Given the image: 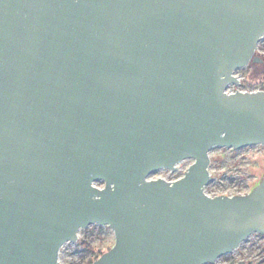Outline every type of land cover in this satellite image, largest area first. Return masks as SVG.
Returning a JSON list of instances; mask_svg holds the SVG:
<instances>
[{
    "label": "water",
    "instance_id": "95a60500",
    "mask_svg": "<svg viewBox=\"0 0 264 264\" xmlns=\"http://www.w3.org/2000/svg\"><path fill=\"white\" fill-rule=\"evenodd\" d=\"M263 38L264 0H0V264H61L96 224L116 240L90 264H209L264 236V176L205 192L211 148L264 144V90L226 91Z\"/></svg>",
    "mask_w": 264,
    "mask_h": 264
},
{
    "label": "rangeland",
    "instance_id": "374dc122",
    "mask_svg": "<svg viewBox=\"0 0 264 264\" xmlns=\"http://www.w3.org/2000/svg\"><path fill=\"white\" fill-rule=\"evenodd\" d=\"M257 53L263 62L251 63L234 72L239 82L231 84L233 90L264 89V38L259 42ZM209 173L213 180L205 187L211 194L219 192L243 191L251 192L264 176V144L251 145L235 149L233 147L216 146L209 150ZM195 160L186 158L176 164L177 168H161L150 174L148 179L164 178L173 181L182 178ZM104 187L103 182L96 183ZM77 241L66 242L60 249L61 264H88L101 251L107 252L115 243L116 236L110 225H89L77 233ZM228 264L245 262V264H264V236L255 232L246 238L233 252L222 259Z\"/></svg>",
    "mask_w": 264,
    "mask_h": 264
},
{
    "label": "built area",
    "instance_id": "2783aa9c",
    "mask_svg": "<svg viewBox=\"0 0 264 264\" xmlns=\"http://www.w3.org/2000/svg\"><path fill=\"white\" fill-rule=\"evenodd\" d=\"M231 84H230V86L227 88V92L228 93H232V92H236L237 90H233L232 88H231ZM261 88H259V89H256V90H248V91H259ZM262 90H264V89H262ZM240 91H242V90H240ZM248 91H245V92H248ZM206 192V191H205ZM247 193H249V192H243V191H230V192H219V193H216V194H211V193H208V192H206V194H208V195H210V196H219V195H227V196H232V195H241V194H247ZM229 254V253H228ZM228 254H226V255H228ZM225 257V255H223V256H221V258H218L215 262H213V263H209V264H228L226 261H224V260H222L223 258Z\"/></svg>",
    "mask_w": 264,
    "mask_h": 264
},
{
    "label": "trees",
    "instance_id": "16d2710c",
    "mask_svg": "<svg viewBox=\"0 0 264 264\" xmlns=\"http://www.w3.org/2000/svg\"><path fill=\"white\" fill-rule=\"evenodd\" d=\"M109 248H110V247H109ZM104 252H105V251H101V252L97 255V257H96L95 259H90V261L88 262V264L94 262V261H95L100 255H102Z\"/></svg>",
    "mask_w": 264,
    "mask_h": 264
}]
</instances>
